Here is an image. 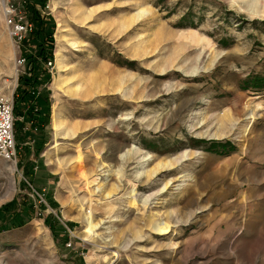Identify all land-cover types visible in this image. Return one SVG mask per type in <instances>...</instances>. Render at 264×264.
Returning <instances> with one entry per match:
<instances>
[{
	"label": "rangeland",
	"instance_id": "obj_1",
	"mask_svg": "<svg viewBox=\"0 0 264 264\" xmlns=\"http://www.w3.org/2000/svg\"><path fill=\"white\" fill-rule=\"evenodd\" d=\"M12 5L0 264H264V0Z\"/></svg>",
	"mask_w": 264,
	"mask_h": 264
},
{
	"label": "built area",
	"instance_id": "obj_2",
	"mask_svg": "<svg viewBox=\"0 0 264 264\" xmlns=\"http://www.w3.org/2000/svg\"><path fill=\"white\" fill-rule=\"evenodd\" d=\"M1 1L3 4L4 22L9 28L10 34L15 39H21L29 29L30 24L16 17V7L12 5L14 0ZM14 119L12 100L3 93V87L0 84V157L8 160H12L16 156Z\"/></svg>",
	"mask_w": 264,
	"mask_h": 264
},
{
	"label": "trees",
	"instance_id": "obj_3",
	"mask_svg": "<svg viewBox=\"0 0 264 264\" xmlns=\"http://www.w3.org/2000/svg\"><path fill=\"white\" fill-rule=\"evenodd\" d=\"M31 72H33V73L35 72V68H34V66L32 67ZM29 77H30V76H28L27 79H29ZM32 99H33V96H32Z\"/></svg>",
	"mask_w": 264,
	"mask_h": 264
},
{
	"label": "bare ground",
	"instance_id": "obj_4",
	"mask_svg": "<svg viewBox=\"0 0 264 264\" xmlns=\"http://www.w3.org/2000/svg\"><path fill=\"white\" fill-rule=\"evenodd\" d=\"M56 123H57V120H56ZM57 126V125H56Z\"/></svg>",
	"mask_w": 264,
	"mask_h": 264
}]
</instances>
